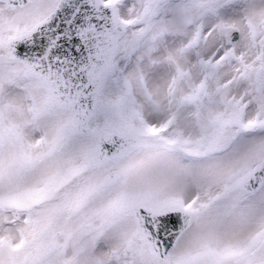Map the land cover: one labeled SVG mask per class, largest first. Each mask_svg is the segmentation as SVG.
Masks as SVG:
<instances>
[{
	"label": "snow or ice",
	"instance_id": "6c2138e0",
	"mask_svg": "<svg viewBox=\"0 0 264 264\" xmlns=\"http://www.w3.org/2000/svg\"><path fill=\"white\" fill-rule=\"evenodd\" d=\"M0 264H264V0H0Z\"/></svg>",
	"mask_w": 264,
	"mask_h": 264
}]
</instances>
